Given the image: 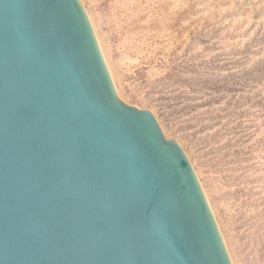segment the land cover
I'll return each mask as SVG.
<instances>
[{"label": "water", "instance_id": "water-1", "mask_svg": "<svg viewBox=\"0 0 264 264\" xmlns=\"http://www.w3.org/2000/svg\"><path fill=\"white\" fill-rule=\"evenodd\" d=\"M0 264H231L180 146L117 98L79 0H0Z\"/></svg>", "mask_w": 264, "mask_h": 264}, {"label": "rangeland", "instance_id": "rangeland-1", "mask_svg": "<svg viewBox=\"0 0 264 264\" xmlns=\"http://www.w3.org/2000/svg\"><path fill=\"white\" fill-rule=\"evenodd\" d=\"M79 2L117 98L180 146L228 257L264 264V0Z\"/></svg>", "mask_w": 264, "mask_h": 264}, {"label": "bare ground", "instance_id": "bare-ground-1", "mask_svg": "<svg viewBox=\"0 0 264 264\" xmlns=\"http://www.w3.org/2000/svg\"><path fill=\"white\" fill-rule=\"evenodd\" d=\"M85 14L87 15V18L89 19V23H90V26H91V28L93 29L92 31H93V34H94V36L96 37L95 39H96V42H97V45H98V47H99V51H100V54H101V56H102V58H103V61H104V63H105V66H106V68H107V71H108V73H109V76H110V79L113 81L114 79H115V77H114V73H113V70H112V68L110 67V65H109V63L107 62V59H106V52H105V50L103 49V47L101 46L103 43L100 41V38H99V36H97L98 35V32L96 31V26H95V23H94V21L92 20V18H91V14H90V12L88 13L87 12V10L85 9ZM90 14V15H89ZM100 43H102V44H100ZM115 81V80H114ZM114 87V86H113ZM116 93V92H115ZM119 94V93H118ZM117 95V94H116ZM199 184H201V183H199ZM202 185H200V187H201ZM236 188V187H235ZM201 190H202V193H203V195H204V198H205V200H206V202H207V205H208V207H209V209H210V212H211V214H213V210H212V207H211V205H210V203H209V200H208V198H207V195H206V193H205V190L203 189V187L201 188ZM220 191H218V194L220 195V197L223 199L224 198V195H229L230 196V193H231V191H223L222 189H219ZM229 193V194H228ZM231 195H232V193H231ZM225 199V198H224ZM230 201V200H229ZM227 205H229V204H227ZM232 206V205H231ZM237 206V205H236ZM228 208V207H227ZM228 210V209H227ZM214 215V214H213ZM212 215V216H213ZM213 218H214V220H215V223H217V220H216V217L215 216H213ZM219 226H217V228H218ZM218 231L220 232V230H219V228H218ZM221 233V232H220ZM219 233V234H220ZM220 237H221V240H222V242H223V245H224V247H225V249H227V247H226V245H225V242H224V238H223V236L220 234ZM228 256H230V255H228ZM229 260H230V263L231 264H233V262H232V259H231V257H229Z\"/></svg>", "mask_w": 264, "mask_h": 264}]
</instances>
